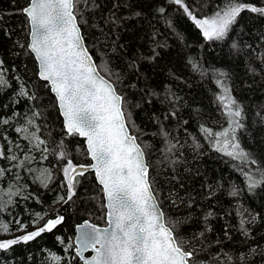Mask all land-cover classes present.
<instances>
[{"label": "trees", "instance_id": "obj_1", "mask_svg": "<svg viewBox=\"0 0 264 264\" xmlns=\"http://www.w3.org/2000/svg\"><path fill=\"white\" fill-rule=\"evenodd\" d=\"M28 1L0 0V68L8 82L0 87V121H9L0 123V170L9 166L13 144L25 140L15 129L31 119L45 141L43 162L53 177L46 187L33 177L13 185L0 179V220L6 224L20 216L19 222L29 226V215L56 212L64 219L51 232L0 249V264H57L51 255L60 256L58 264H81L72 251L71 259L64 257L62 246L71 239L73 244L81 220L105 223L102 190L86 172L75 177V195L64 202L63 168L68 160L73 165L90 160L82 138L65 133L55 99L37 76L22 11ZM243 2L264 7V0ZM183 3L196 17H212L228 0ZM77 8L98 71L122 97L126 124L144 151L166 223L182 238L184 249L194 252L189 264H264V183L250 190L245 176L260 179L264 169V15L244 10L224 39L205 40L174 0H88ZM218 80L242 111L243 127L236 137L249 154L247 163L217 151L215 136L203 131L220 133L229 127ZM21 85L28 96L18 95ZM61 151L66 152L63 159ZM19 188L23 192H15L8 203L9 194Z\"/></svg>", "mask_w": 264, "mask_h": 264}, {"label": "snow or ice", "instance_id": "obj_2", "mask_svg": "<svg viewBox=\"0 0 264 264\" xmlns=\"http://www.w3.org/2000/svg\"><path fill=\"white\" fill-rule=\"evenodd\" d=\"M82 2L86 4L88 0H29L28 6L22 10L30 26L31 39L27 49L38 61V77L46 81L55 94L64 118L65 133L85 139L87 154L93 161L90 167L102 186L103 198L106 200L108 227L99 229L87 221L80 225L76 256L83 264H189L194 252L186 251L182 238L175 236L173 229L167 226L165 215L159 208L149 181V167L144 151L136 142L137 138L129 133L125 111L122 109V97L99 74L93 57L85 46L78 26L80 22L86 23L81 10L77 8ZM174 2L184 8L205 40L224 39L230 26L244 10L264 15V7L246 4L243 0H228L226 6L211 18L197 19L183 0ZM93 7L96 5L93 4ZM78 14L81 15L80 21L77 20ZM220 75L223 76L224 73ZM217 83L223 91L218 99L224 105L229 127L220 133H213L209 129L203 131L209 137L215 136L217 151L247 163L249 154L241 148L236 137L237 129L243 127L240 123L242 111L232 99L227 86L219 80ZM7 86L8 82L0 73V87ZM18 95L28 96L23 85L20 86ZM8 122V119L0 121L3 124ZM28 124H33V121L29 119ZM15 130L18 133H28L27 128L18 127ZM29 135L37 148L45 143L35 133ZM28 138L26 135L25 139ZM65 156L66 152H59V158L63 159ZM8 159L15 160L16 156ZM25 159L30 158L26 156ZM251 163L257 161L252 160ZM85 171L87 166L77 167L68 160L63 168L67 186V200L64 202L72 200L77 182L75 177L82 176ZM259 171L260 179L245 173L250 190L264 183V169ZM44 173H47L46 169ZM44 173L37 179L46 187L51 176ZM3 174V170H0V176ZM13 195L17 193L9 194L8 203L12 202ZM36 219L43 217L37 214ZM63 219L62 216L49 219L33 232L0 241V249L7 250L13 245L31 241L44 232H51ZM16 223L20 229L25 227L19 221ZM244 223L241 220L242 229ZM0 231L7 233L8 224L0 223ZM89 250L94 254L86 258L84 253ZM51 259L58 264L59 257L52 256Z\"/></svg>", "mask_w": 264, "mask_h": 264}, {"label": "rangeland", "instance_id": "obj_3", "mask_svg": "<svg viewBox=\"0 0 264 264\" xmlns=\"http://www.w3.org/2000/svg\"><path fill=\"white\" fill-rule=\"evenodd\" d=\"M196 18L197 19H206V18H211V17H196ZM0 73L3 74L2 68H0ZM20 128H27L28 129V133H20V134H21V137H23L24 139H25L26 135H28L29 138L17 142L15 145V148H14V144H13L12 156L13 155L16 156L15 162H13L14 160H10V159H9V161L6 160V163L8 164V162H10V164L7 168H5L3 170L4 174H3V176H0V179L5 178V179H7L6 180L7 185H13L17 181L25 179V177H27V178L33 177V180L38 181L41 184L40 186L44 187V184H42L40 182V180L37 179V177L40 176L42 173H44L45 169L47 170V173H44V174L45 175L50 174L51 179L53 177V173L50 171L49 167L46 164H44V162H43L44 157H46V152H47V151H44V149L46 148V144L45 143L41 144V145H39L38 148L35 146V142L32 140L31 136L29 135L31 133H35V135L39 137L37 129L35 128L34 124L30 125L27 122L26 126H21ZM39 138L42 139L41 137H39ZM26 156L29 157L30 159L26 160L25 159ZM23 161H26L27 164L23 167H18L20 164L23 163ZM53 171L56 172L57 170H53ZM51 179H49L47 181V183ZM33 180H32V182H33ZM65 182L66 181L64 178V180H61V182L59 183V185L61 186V190L64 188L63 185ZM20 186L25 187L23 182H21ZM17 191H22V190H21V188H19L18 190H13L12 192H17ZM57 196H58L59 200L63 197V196L60 197L59 194ZM18 197H22V195L18 194ZM59 202L60 201L54 202L53 207H56L59 204ZM37 214H39L41 217H43L45 215L42 213L41 214L40 213H36V214L33 213L32 215H29L30 217H32L30 222H29V224H30L29 226L26 225L25 221L20 222L21 224L25 225V227L23 229H20L19 225L16 223V221L21 220L20 216H18L16 218H10V220H9L10 222L6 223L9 226V231L7 233L0 231V241L14 239V238H17L19 236L25 235L27 233L33 232L42 226L40 224L41 220H43L42 221V224H43L47 219L52 218L55 215L57 216L59 214V212H56L53 215L49 214L48 216H45V217H43V219H40V220L36 219ZM90 222H92V221H90ZM0 223H1V220H0ZM92 223H95V222H92ZM62 249H63V251H65V254L63 256L71 259V251H72V253H74V245L72 244V239H71V241L64 243L62 246ZM52 256H55V255H51V257ZM58 257L60 259V256H58ZM51 262H56V261H51Z\"/></svg>", "mask_w": 264, "mask_h": 264}, {"label": "water", "instance_id": "obj_4", "mask_svg": "<svg viewBox=\"0 0 264 264\" xmlns=\"http://www.w3.org/2000/svg\"><path fill=\"white\" fill-rule=\"evenodd\" d=\"M28 4H29V1H28ZM28 4L25 6V7H27L28 6ZM24 7V8H25ZM28 22V21H27ZM79 26V25H78ZM81 30V29H80ZM81 34H82V32H81ZM83 36V35H82ZM30 39H31V37H30V26L28 25V33H27V45H28V43H30ZM84 43H85V41H84ZM85 46H86V44H85ZM88 49V48H87ZM89 51V50H88ZM30 52V51H29ZM31 53V52H30ZM32 54V53H31ZM89 54L91 55V53H90V51H89ZM92 56V55H91ZM32 57L34 58V61H35V64H36V69H37V76H38V61L35 59V56H34V54H32ZM93 61H94V59H93ZM94 63H95V61H94ZM95 65H96V63H95ZM97 67V66H96ZM97 71H98V69H97ZM99 72V71H98ZM99 74H100V72H99ZM101 75V74H100ZM102 77H104L103 75H101ZM104 79L105 80H107L110 84H112V86L114 87V85H113V83L110 81V80H108L107 78H105L104 77ZM46 84H47V82L46 81H44ZM47 86L49 87V90H50V92H51V94L53 95V97H54V99H55V102H56V97H55V94L51 91V89H50V86L47 84ZM118 94V93H117ZM119 95V94H118ZM120 96V95H119ZM56 106H57V109H58V112H59V115H60V117H61V120H62V126H63V128H64V118H63V116L61 115V113H60V109H59V107H58V105H57V102H56ZM129 129V128H128ZM65 131V130H64ZM129 133L131 134V135H133L131 132H130V130H129ZM79 137V136H78ZM80 138H82V137H80ZM82 140H83V144H84V147H85V150H86V142H85V139L84 138H82ZM136 142H137V140H136ZM138 143V142H137ZM139 144V143H138ZM141 147V146H140ZM86 153H87V150H86ZM87 157L89 158V160H90V162H89V164H87V165H84V166H87V171H85L84 173H86V172H92V174H93V177H94V179H95V181H96V184L101 188V190H102V186L99 184V182H98V180L96 179V176H95V172H94V170H92L91 169V167H90V165L93 163V161L91 160V158H90V156L87 154ZM80 165H82V164H80ZM80 165H74V166H80ZM102 198H103V192H102ZM158 202V201H157ZM103 204H104V219H105V224H102V225H99V224H95V223H92V222H90L88 219H83V220H81L80 222H78V223H76V225H75V227H74V237H73V245H74V253H75V255H76V252H75V249H76V247L78 246L77 245V238L79 237V235H80V225H82V224H84V222L85 221H87L89 224H91V225H94L95 227H97V228H99V229H104V228H106V227H108V220H107V209H106V200L103 198ZM159 205V204H158ZM159 208H160V210L162 211V209H161V207L159 206ZM58 216H61V214H58L56 217H58ZM56 217H54V218H52V219H55ZM48 221V220H47ZM47 223V222H46ZM43 226V225H42ZM168 226V225H167ZM94 253L91 251V250H89V251H87V252H85L84 253V256L86 257V258H90L92 255H93ZM78 259H79V261H81V264H83V261L78 257Z\"/></svg>", "mask_w": 264, "mask_h": 264}, {"label": "bare ground", "instance_id": "obj_5", "mask_svg": "<svg viewBox=\"0 0 264 264\" xmlns=\"http://www.w3.org/2000/svg\"><path fill=\"white\" fill-rule=\"evenodd\" d=\"M135 136V135H134ZM235 244V243H234ZM241 257V256H240Z\"/></svg>", "mask_w": 264, "mask_h": 264}]
</instances>
